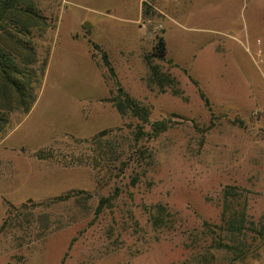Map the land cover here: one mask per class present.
<instances>
[{"label":"rangeland","instance_id":"rangeland-1","mask_svg":"<svg viewBox=\"0 0 264 264\" xmlns=\"http://www.w3.org/2000/svg\"><path fill=\"white\" fill-rule=\"evenodd\" d=\"M34 1L52 28L33 43L50 57L30 112L0 134V264H264V76L238 48L240 26L264 11L250 20L253 0ZM157 36L165 60L152 56ZM102 55L149 123L169 129L137 135L139 121L117 113ZM224 212L244 214L242 234Z\"/></svg>","mask_w":264,"mask_h":264},{"label":"trees","instance_id":"trees-1","mask_svg":"<svg viewBox=\"0 0 264 264\" xmlns=\"http://www.w3.org/2000/svg\"><path fill=\"white\" fill-rule=\"evenodd\" d=\"M149 11L150 7L143 3L142 18H145ZM51 28L34 0H0V134L6 129L11 114L18 112L23 116L27 115L35 102L36 90L41 85L46 70L49 50L43 60L40 61L33 40L35 37H41ZM87 44L90 48L97 49L90 41ZM152 56L158 60H165L166 44L163 36L155 37ZM101 60L104 68H106L108 80L115 84V94L109 100L121 117L130 115L139 121L140 129L137 135L143 134L140 130L144 125H150L152 136H157L171 127L170 121L165 120L150 124V111L117 86L114 70L106 55H102ZM145 63L152 78L156 79L158 84L162 86L165 80L159 75L158 68L151 64L149 56L145 57ZM171 81L173 82V80ZM193 84L196 83L193 81ZM199 95L207 106L208 101L204 94L199 91ZM107 133V130L101 131L94 138ZM231 192V187H227L225 202H227V196L231 195ZM109 201V198L101 199L98 210ZM158 209L163 210L162 207ZM225 212L222 217L226 222V231L231 235L242 234V231L245 230L244 214L239 216L235 213L227 215ZM154 219L160 221L159 215ZM1 230L2 227L0 232ZM258 234L260 237H264V231ZM229 248L230 251H237L236 259L245 256V253L238 251L236 247L229 246Z\"/></svg>","mask_w":264,"mask_h":264},{"label":"crops","instance_id":"crops-1","mask_svg":"<svg viewBox=\"0 0 264 264\" xmlns=\"http://www.w3.org/2000/svg\"><path fill=\"white\" fill-rule=\"evenodd\" d=\"M251 3H252V5H251L252 8L250 10V13L252 14V16H250V20H254L256 18V13L258 11H264V0H253ZM257 8H260L262 10H259ZM260 21H261V23L259 25L258 24H254L253 25V27H252L253 29L252 30L249 28L247 31H243L241 26L239 28V32H240L241 38L243 37V42L240 43V45H238L239 46L238 48H241L240 50L242 52V55L246 54L249 60H250V57H249V55H248V53L246 51V47L247 46H248V48L250 50L254 49L256 40H260L262 42V46H264V16L260 19ZM84 50H86L87 57L92 62V60L90 59V56H89V53H88V49L86 48V46H84ZM49 57H50V54L48 56V60H49ZM250 62H251V60H250ZM243 84L245 86H247V87H251L252 82H251V80L248 79Z\"/></svg>","mask_w":264,"mask_h":264},{"label":"built area","instance_id":"built-area-1","mask_svg":"<svg viewBox=\"0 0 264 264\" xmlns=\"http://www.w3.org/2000/svg\"><path fill=\"white\" fill-rule=\"evenodd\" d=\"M257 50L252 52L248 46L246 47L247 53L250 55V58L255 65V67L262 73L264 76V49L259 40L256 41Z\"/></svg>","mask_w":264,"mask_h":264}]
</instances>
